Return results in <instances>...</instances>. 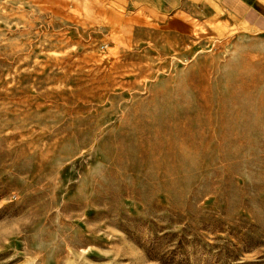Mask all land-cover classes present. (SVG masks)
I'll return each mask as SVG.
<instances>
[{
	"label": "rangeland",
	"instance_id": "rangeland-1",
	"mask_svg": "<svg viewBox=\"0 0 264 264\" xmlns=\"http://www.w3.org/2000/svg\"><path fill=\"white\" fill-rule=\"evenodd\" d=\"M0 264H264V34L0 0Z\"/></svg>",
	"mask_w": 264,
	"mask_h": 264
},
{
	"label": "crops",
	"instance_id": "crops-1",
	"mask_svg": "<svg viewBox=\"0 0 264 264\" xmlns=\"http://www.w3.org/2000/svg\"><path fill=\"white\" fill-rule=\"evenodd\" d=\"M143 14L165 16L181 12L195 19L221 14L230 24L264 34V0H130Z\"/></svg>",
	"mask_w": 264,
	"mask_h": 264
},
{
	"label": "bare ground",
	"instance_id": "bare-ground-1",
	"mask_svg": "<svg viewBox=\"0 0 264 264\" xmlns=\"http://www.w3.org/2000/svg\"><path fill=\"white\" fill-rule=\"evenodd\" d=\"M183 32H186L189 35H198V34H195L196 32H192V30H190L189 26L186 29H184Z\"/></svg>",
	"mask_w": 264,
	"mask_h": 264
}]
</instances>
